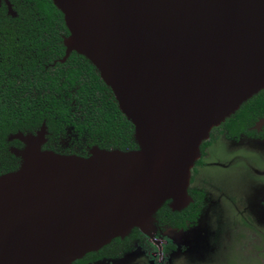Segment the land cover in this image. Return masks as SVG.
<instances>
[{"label": "water", "instance_id": "water-1", "mask_svg": "<svg viewBox=\"0 0 264 264\" xmlns=\"http://www.w3.org/2000/svg\"><path fill=\"white\" fill-rule=\"evenodd\" d=\"M51 2L68 30L61 61L74 50L93 65L137 148L42 149L44 123L10 134L23 145L0 174V264H72L147 231L166 201L181 210L201 143L264 88V0Z\"/></svg>", "mask_w": 264, "mask_h": 264}, {"label": "flooded vegetation", "instance_id": "flooded-vegetation-1", "mask_svg": "<svg viewBox=\"0 0 264 264\" xmlns=\"http://www.w3.org/2000/svg\"><path fill=\"white\" fill-rule=\"evenodd\" d=\"M3 5L7 10L4 1L0 7ZM67 34L68 30L59 33L58 53L48 62L40 60L36 66L51 69L56 75L72 71L76 76L74 80L60 78L61 88L53 92L56 98L69 102L66 113L69 119H58L55 126L50 127L43 118L36 130L16 132L35 134L44 123L42 149L64 154L86 156L94 146L118 148L111 145V139L105 142L107 146L100 145L94 132L100 122L101 108L107 102L116 101L97 83L89 93H83L78 85L82 77L92 79V74L98 78L99 75L93 65L74 50L61 61L66 54L62 39ZM4 65L10 67L12 62ZM28 96L31 95L26 89L22 97ZM116 119L121 123V133L127 132L132 144L131 148L122 150L137 148L132 124H128L125 131L124 117L117 115ZM263 119L264 88L212 128L209 137L201 143L200 156L191 169L188 186L191 201L184 208L172 210L166 201L154 214L153 225L147 231L133 228L124 237L113 238L72 264H264ZM16 132L6 136L9 151L23 145L17 139H8ZM15 158L19 164V159Z\"/></svg>", "mask_w": 264, "mask_h": 264}, {"label": "trees", "instance_id": "trees-1", "mask_svg": "<svg viewBox=\"0 0 264 264\" xmlns=\"http://www.w3.org/2000/svg\"><path fill=\"white\" fill-rule=\"evenodd\" d=\"M9 1L17 15H8L5 6L0 7V62L3 63L0 64V173L18 165L6 145L8 133L36 130L43 118L50 127L55 126L58 119H69L66 115L69 102L56 98L53 92L61 88L60 78L76 79L72 71L56 75L51 69L36 66L40 60L48 62L58 53L59 33L67 31L62 14L51 0ZM6 62H12V65L7 67ZM94 83L106 88L114 99L110 88L95 74L92 79L82 77L78 85L86 94ZM26 89L30 97H22ZM101 109L100 122L94 129L99 144L107 146L105 142L111 139L113 146L131 148L127 132L121 133V123L116 119L117 115L124 117L116 102H107ZM124 119V130L127 131L131 123Z\"/></svg>", "mask_w": 264, "mask_h": 264}]
</instances>
